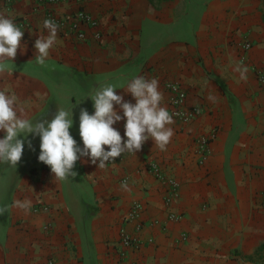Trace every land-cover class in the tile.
<instances>
[{
  "label": "crops",
  "instance_id": "obj_1",
  "mask_svg": "<svg viewBox=\"0 0 264 264\" xmlns=\"http://www.w3.org/2000/svg\"><path fill=\"white\" fill-rule=\"evenodd\" d=\"M74 8L17 0L6 10L0 0V15L25 25L23 52L0 65V90L15 95L22 118L75 107L70 131L80 143L78 114L93 111L92 93L110 83L134 103L126 82L140 75L158 78L166 107L165 84L179 82L186 107L199 114L174 119L165 151L150 139L104 168L81 158L68 178L54 179L37 159L39 138L29 136L32 149L25 146L17 167L0 163V264H250L264 241V88L256 78L264 70V0H90L84 8L100 39L87 27L84 43L59 30L39 63L34 42L46 12ZM123 125H114L122 135ZM200 138L208 139L203 163ZM151 164L178 182L174 197ZM134 202L143 208L139 231L125 219ZM38 204L49 210L34 213ZM121 231L138 245L123 246Z\"/></svg>",
  "mask_w": 264,
  "mask_h": 264
},
{
  "label": "clouds",
  "instance_id": "obj_2",
  "mask_svg": "<svg viewBox=\"0 0 264 264\" xmlns=\"http://www.w3.org/2000/svg\"><path fill=\"white\" fill-rule=\"evenodd\" d=\"M46 30L34 42L35 60L43 64L50 50L58 41L59 24L51 19L43 20ZM24 29L13 18L0 15V65L13 64L17 50H24L21 39ZM241 79H247L246 67L237 65L234 69ZM112 84L95 90L89 98L93 111L81 108L78 114V134L80 143L71 134L74 113L60 109L50 119L31 121L22 118L16 107V97L0 90V163L17 167L25 146L32 149L29 136L39 138L37 159L46 165L54 179L75 177V165L87 157L92 164L104 168L114 163L115 158L128 152L136 154L148 140L165 151L174 130L173 115L163 105L164 94L156 77L135 76L126 82L125 92L134 103L117 93ZM211 98V97H210ZM124 121L123 137L114 125ZM104 146H107L105 148ZM127 187V185H122Z\"/></svg>",
  "mask_w": 264,
  "mask_h": 264
},
{
  "label": "built area",
  "instance_id": "obj_3",
  "mask_svg": "<svg viewBox=\"0 0 264 264\" xmlns=\"http://www.w3.org/2000/svg\"><path fill=\"white\" fill-rule=\"evenodd\" d=\"M3 4V8L6 10H10L17 0H1ZM38 5H72L74 6L73 12L66 15H57L53 11H47L45 14L46 18H51L55 20L64 35L72 37L76 42L84 43L87 41V37L85 32L82 30L83 27H87L88 29L93 31L94 39H100V33L98 32V23L97 21L85 10V5L90 0H34ZM22 28L25 26L23 22H18ZM252 47L251 43L244 42L242 43V50L247 52ZM256 78L258 84L264 88V70H258L256 72ZM165 87L168 91L169 97L167 99V108L170 113L173 115V118L182 122L189 123L193 121L199 114V109L197 107H186V91L183 89L182 85L177 81H168L165 84ZM122 135V134H121ZM123 137V135H122ZM208 139L200 138L197 141V149L201 154L200 163H203L207 154L206 146ZM118 158V157H117ZM149 171L154 175V177L166 184L169 187V197H174L178 192V182L173 178H166L163 176L159 170V168L155 164H151L148 167ZM49 207L44 204H38L33 207L34 213L39 212H47ZM143 208L140 203L134 202L127 214L125 219L128 222L135 223V229L139 231L143 227V222L140 221V216ZM181 215L174 214L172 212L168 213V219L172 222H178L181 219ZM181 239L185 240V234L181 235ZM121 244L125 247L137 246L138 241L136 238L131 237L125 231H121L120 234ZM47 264H53L52 260H49Z\"/></svg>",
  "mask_w": 264,
  "mask_h": 264
},
{
  "label": "trees",
  "instance_id": "obj_4",
  "mask_svg": "<svg viewBox=\"0 0 264 264\" xmlns=\"http://www.w3.org/2000/svg\"><path fill=\"white\" fill-rule=\"evenodd\" d=\"M222 88L224 89L225 93L230 97L228 90L225 88L223 84H221ZM254 256L262 257L264 256V241L263 243L256 249Z\"/></svg>",
  "mask_w": 264,
  "mask_h": 264
},
{
  "label": "rangeland",
  "instance_id": "obj_5",
  "mask_svg": "<svg viewBox=\"0 0 264 264\" xmlns=\"http://www.w3.org/2000/svg\"><path fill=\"white\" fill-rule=\"evenodd\" d=\"M250 264H264V256L258 257V256H253L249 258Z\"/></svg>",
  "mask_w": 264,
  "mask_h": 264
}]
</instances>
